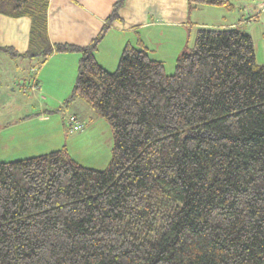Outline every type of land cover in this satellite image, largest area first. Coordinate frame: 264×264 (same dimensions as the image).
Wrapping results in <instances>:
<instances>
[{
  "label": "trees",
  "instance_id": "obj_1",
  "mask_svg": "<svg viewBox=\"0 0 264 264\" xmlns=\"http://www.w3.org/2000/svg\"><path fill=\"white\" fill-rule=\"evenodd\" d=\"M124 2L76 46L49 42L48 0H0L31 19L24 55L79 53L63 105L81 98L113 133L104 169L65 147L0 159V264H264V64L251 35L201 27L170 74L138 39L108 71L95 53ZM201 5L233 9L187 0Z\"/></svg>",
  "mask_w": 264,
  "mask_h": 264
},
{
  "label": "crops",
  "instance_id": "obj_2",
  "mask_svg": "<svg viewBox=\"0 0 264 264\" xmlns=\"http://www.w3.org/2000/svg\"><path fill=\"white\" fill-rule=\"evenodd\" d=\"M116 1L48 0L49 42L87 45L107 22ZM226 11L219 6L201 5L189 12L187 0H125L117 11L118 17L108 22L109 30L100 41L95 57L103 68L113 71L124 45L136 46L139 39L148 56L162 61L166 71V67L175 65L180 53L193 46L199 28H243V24L250 23L247 17L253 16L249 11L238 10L226 23ZM207 13L213 18L203 19ZM30 26L31 19L26 15L0 12L1 160L52 151L57 141L64 143L67 135L66 116L49 110L64 106L76 78L80 55L53 52L44 60L41 54L24 55L29 47ZM78 99L81 98L71 100L66 109ZM68 112L84 123L81 115Z\"/></svg>",
  "mask_w": 264,
  "mask_h": 264
},
{
  "label": "rangeland",
  "instance_id": "obj_3",
  "mask_svg": "<svg viewBox=\"0 0 264 264\" xmlns=\"http://www.w3.org/2000/svg\"><path fill=\"white\" fill-rule=\"evenodd\" d=\"M230 1L233 4V9L228 11L224 8V10H227L224 13L226 23H229L227 21H229L232 14L238 10H245L244 13L249 11L250 14L254 15L251 17L248 25H242V29L248 30L250 35H252L257 62L264 64V13H262L264 10V0ZM204 18L210 20L213 16L207 13L203 15V19ZM174 66L173 63L170 69L166 67V72L168 74L172 73L174 71ZM78 100L79 101L73 103L72 107L70 106L68 110L76 112L85 119L83 127L79 131H65L67 135H65V140H63L64 145L61 144V141H57L53 149L56 150L65 147L69 155L81 165L96 169H104L111 158L113 146L112 130L108 123L86 102L82 99ZM68 110L66 107L62 106L60 112H62V115L64 114L65 117L70 113Z\"/></svg>",
  "mask_w": 264,
  "mask_h": 264
},
{
  "label": "built area",
  "instance_id": "obj_4",
  "mask_svg": "<svg viewBox=\"0 0 264 264\" xmlns=\"http://www.w3.org/2000/svg\"><path fill=\"white\" fill-rule=\"evenodd\" d=\"M251 17L252 16H248L247 18L251 19ZM65 126H66V129L70 132L76 131V130H80L82 128V122L78 119V117L76 115L67 114L65 117Z\"/></svg>",
  "mask_w": 264,
  "mask_h": 264
}]
</instances>
